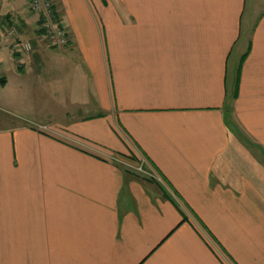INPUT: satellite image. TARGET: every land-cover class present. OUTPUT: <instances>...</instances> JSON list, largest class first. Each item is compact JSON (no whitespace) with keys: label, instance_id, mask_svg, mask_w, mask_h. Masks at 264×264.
Here are the masks:
<instances>
[{"label":"crops","instance_id":"1","mask_svg":"<svg viewBox=\"0 0 264 264\" xmlns=\"http://www.w3.org/2000/svg\"><path fill=\"white\" fill-rule=\"evenodd\" d=\"M54 1L0 0V264H264V0Z\"/></svg>","mask_w":264,"mask_h":264},{"label":"rangeland","instance_id":"2","mask_svg":"<svg viewBox=\"0 0 264 264\" xmlns=\"http://www.w3.org/2000/svg\"><path fill=\"white\" fill-rule=\"evenodd\" d=\"M10 1H13V0H10ZM20 12H21V14H24L25 16L27 15L28 19H30V20L27 21L26 19L22 18V16H21V19H17L15 17V13L18 14ZM2 15H4V14H2ZM7 16L10 17V22L9 21L8 22L3 21L4 28H2V30L4 31L6 36L12 37V43L10 45V49H12L14 52H17L18 49L19 50L21 49V46L19 44H21L22 42H25V40L22 39L23 35L24 34H31L32 32L37 33L40 26H39L38 22L35 20V18L32 19L33 13H31L29 8L25 5H23L22 8L20 7V9H18L16 12H14V11H13V13L9 12V14H7ZM4 17L5 16H2V18H4ZM44 41H45L46 45L50 46L48 43V40L46 38H44ZM30 44L32 46V43H30ZM15 45H18L19 48L17 49L15 47ZM66 46H62V47H60V49L62 50ZM22 48H23V46H22ZM57 48H59V47H57ZM32 50H33V46L31 47L30 50L24 49V51H26V52H31ZM0 56H1L0 58H2V60H4L7 67L12 66L13 63L8 61V57L12 58V54H10L9 50H2V53ZM5 96H6L5 89H3L2 86L0 85V125L12 123V119L9 117V114L6 111V105L4 104ZM138 165L135 163V166L139 167L138 171L141 172L140 168L142 166H140V164H138Z\"/></svg>","mask_w":264,"mask_h":264},{"label":"built area","instance_id":"3","mask_svg":"<svg viewBox=\"0 0 264 264\" xmlns=\"http://www.w3.org/2000/svg\"><path fill=\"white\" fill-rule=\"evenodd\" d=\"M25 1L29 10L32 13L38 14L39 20H42L39 26L44 31L42 34L48 40V43L51 47H62L70 43L71 35L69 29L60 19L58 11L55 8L54 0H25ZM22 46L25 50H30L32 47L29 42H24ZM15 47L17 49L19 48L18 45H15ZM0 78H1V62H0ZM140 171H142V167L140 168Z\"/></svg>","mask_w":264,"mask_h":264},{"label":"trees","instance_id":"4","mask_svg":"<svg viewBox=\"0 0 264 264\" xmlns=\"http://www.w3.org/2000/svg\"><path fill=\"white\" fill-rule=\"evenodd\" d=\"M41 22H42V20H39L38 21V23H39V25L41 24ZM39 32L40 33H43L44 31L41 29V28H39ZM6 82V80L4 79V78H0V84L1 85H4V83ZM158 185H160V187L164 190V188L162 187V185L159 183V182H156ZM167 194H168V192L166 191V190H164Z\"/></svg>","mask_w":264,"mask_h":264}]
</instances>
